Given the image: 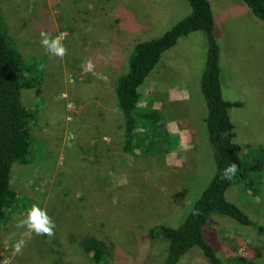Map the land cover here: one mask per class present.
<instances>
[{
    "label": "rangeland",
    "instance_id": "1",
    "mask_svg": "<svg viewBox=\"0 0 264 264\" xmlns=\"http://www.w3.org/2000/svg\"><path fill=\"white\" fill-rule=\"evenodd\" d=\"M209 1L224 96L243 104L230 115L248 177L226 197L257 228L216 214L208 237L232 264H264V160L255 156L264 148V23L242 0ZM190 13L186 0H0L1 23L33 68L31 78L40 82L23 94L36 116L32 148L12 168L21 202L0 223V264H160L163 246L151 241L148 230L179 227L216 171L202 121L203 34L181 38L143 86L141 106L159 111L165 122V143L150 154L125 153L115 84L138 42ZM41 32L63 38V57L42 46ZM88 61L92 71H85ZM34 204L54 222L52 236L18 226ZM90 237L107 243L112 257L91 259L84 248ZM21 239L24 247L16 253ZM179 264L209 261L193 248Z\"/></svg>",
    "mask_w": 264,
    "mask_h": 264
},
{
    "label": "trees",
    "instance_id": "2",
    "mask_svg": "<svg viewBox=\"0 0 264 264\" xmlns=\"http://www.w3.org/2000/svg\"><path fill=\"white\" fill-rule=\"evenodd\" d=\"M186 1L191 13L163 34L138 42L125 60L122 75L117 77L115 94L126 124L123 148L127 154L145 156L151 153L152 148L154 151L165 143L164 116L157 110L141 106L145 96L143 86L163 55L176 47L181 38L202 33L207 52L201 79L207 112L202 121L203 130L204 125L207 126L208 143L215 154L216 171L179 227L156 225L148 230V235L151 241L163 246L162 253L158 255L160 264L162 261L163 264H179L193 248H198L209 264H232L219 255V247L208 237L207 225L217 214L229 217L242 227L257 228L251 217L226 197L230 188L242 185L248 177L243 148L236 142L235 124L230 115L233 107L241 108L243 104L228 101L224 96L225 72L223 76L221 48L216 37L217 21L210 1ZM242 1L264 23V0ZM31 75L33 68L26 67L22 54L0 18V223L6 221L21 202L11 173L16 163L29 157L32 148L31 126L36 116L23 101V94L24 90H32L40 82ZM255 152L262 164L264 148L259 147ZM231 163L237 164L238 171L232 180H225L222 173ZM84 248L91 259L95 254L104 260L112 257L111 247L97 237L86 239ZM245 264L253 263L247 261Z\"/></svg>",
    "mask_w": 264,
    "mask_h": 264
},
{
    "label": "clouds",
    "instance_id": "3",
    "mask_svg": "<svg viewBox=\"0 0 264 264\" xmlns=\"http://www.w3.org/2000/svg\"><path fill=\"white\" fill-rule=\"evenodd\" d=\"M41 44L47 49L49 53L55 56L63 57L66 53V48L62 44V37H51L45 32H41ZM93 64L88 61L85 71H92ZM238 171L236 163H231L227 166L223 173L222 178L225 180H232ZM261 198L256 197V203H260ZM19 227H27L28 230L35 232L37 235L46 234L52 236L54 234L55 224L48 216L47 212L43 210L39 205H32L31 209L27 212L26 218L20 220ZM25 241L19 240L15 245V252H21L24 247Z\"/></svg>",
    "mask_w": 264,
    "mask_h": 264
}]
</instances>
